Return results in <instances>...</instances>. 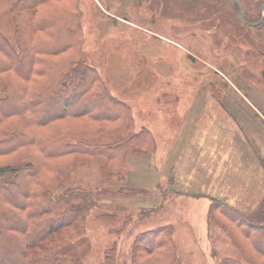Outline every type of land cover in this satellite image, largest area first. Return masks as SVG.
Returning <instances> with one entry per match:
<instances>
[{
  "label": "rangeland",
  "instance_id": "374dc122",
  "mask_svg": "<svg viewBox=\"0 0 264 264\" xmlns=\"http://www.w3.org/2000/svg\"><path fill=\"white\" fill-rule=\"evenodd\" d=\"M262 1L245 0L247 15L256 18L252 20L260 16ZM14 2L0 0V32L13 44L9 11ZM79 4L86 61L97 69L109 93L132 109L134 122L118 137L147 128L156 140L150 159L129 155L123 170L129 185L146 193L108 195L89 212L86 237L91 250L85 264H110L106 255L117 264H132L135 238L166 225L174 229L183 264L243 261L232 238L207 214L214 197L246 213L264 199V183L250 173L251 160L264 169L261 35L237 20L230 2ZM116 140L103 135L90 142ZM100 167V161L75 167L64 186L111 192L125 186L117 176L106 177Z\"/></svg>",
  "mask_w": 264,
  "mask_h": 264
},
{
  "label": "trees",
  "instance_id": "16d2710c",
  "mask_svg": "<svg viewBox=\"0 0 264 264\" xmlns=\"http://www.w3.org/2000/svg\"><path fill=\"white\" fill-rule=\"evenodd\" d=\"M226 2L236 13L237 4ZM239 2L245 21L258 23L264 0L257 20L247 15L245 0ZM9 12L15 44L0 32V264H85L89 212L108 195L146 193L131 187L123 170L129 155L150 159L156 140L147 128L118 137L133 124L132 109L109 93L84 57L79 0H16ZM246 26L264 44V20ZM103 135L117 140L90 142ZM95 161L125 186L116 192L64 186L71 170ZM211 202L208 219L243 258L220 264H264V199L252 213ZM173 233L171 225L140 233L132 264H183Z\"/></svg>",
  "mask_w": 264,
  "mask_h": 264
},
{
  "label": "crops",
  "instance_id": "0c3cea01",
  "mask_svg": "<svg viewBox=\"0 0 264 264\" xmlns=\"http://www.w3.org/2000/svg\"><path fill=\"white\" fill-rule=\"evenodd\" d=\"M243 160H241L240 161V164H243ZM250 173L252 174V176H254L261 184H263L264 183V169L262 168V167H260L259 165H258V163H257V160H253V163H252V160H251V171H250ZM255 188H256V190H258V188L256 187V185H255ZM218 191H222L221 189H218ZM198 194V193H197ZM204 194V193H203ZM203 194L201 193V197H204L203 196ZM205 195V197H209L208 196V194L206 193V194H204ZM258 196V195H257ZM214 198H219V197H214ZM219 199H221V200H223V198H219ZM223 201H225V202H227L228 204H230L231 206H233V207H237V206H235V205H232L228 200H223ZM233 203V202H232ZM258 205V204H257ZM256 204L253 206L254 208V210L253 211H255L256 209H257V207L259 206H257ZM237 209H239L238 207H237ZM239 210H241V209H239ZM241 211H243L244 212V210H241ZM252 211V212H253ZM252 212H250V213H252Z\"/></svg>",
  "mask_w": 264,
  "mask_h": 264
},
{
  "label": "water",
  "instance_id": "95a60500",
  "mask_svg": "<svg viewBox=\"0 0 264 264\" xmlns=\"http://www.w3.org/2000/svg\"><path fill=\"white\" fill-rule=\"evenodd\" d=\"M232 1H234L237 4L236 15H237L238 20H240L243 24H245V25H258L264 20V3L262 5V13H263L262 19L256 24H251V23L244 20L243 12H242V6H241V3L239 2V0H232Z\"/></svg>",
  "mask_w": 264,
  "mask_h": 264
},
{
  "label": "flooded vegetation",
  "instance_id": "af4514ba",
  "mask_svg": "<svg viewBox=\"0 0 264 264\" xmlns=\"http://www.w3.org/2000/svg\"><path fill=\"white\" fill-rule=\"evenodd\" d=\"M138 4H144L145 0H136ZM232 1V0H231ZM203 3H225L226 0H201Z\"/></svg>",
  "mask_w": 264,
  "mask_h": 264
}]
</instances>
